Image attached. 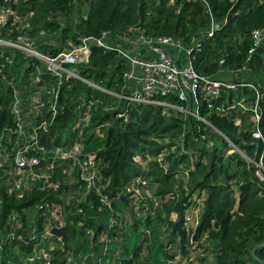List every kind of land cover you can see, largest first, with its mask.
<instances>
[{"label":"trees","instance_id":"16d2710c","mask_svg":"<svg viewBox=\"0 0 264 264\" xmlns=\"http://www.w3.org/2000/svg\"><path fill=\"white\" fill-rule=\"evenodd\" d=\"M78 1L0 0V9L10 10L26 25L25 29L14 28L9 32V20L6 25H0V38L15 42L17 35L26 33L34 52L54 57L70 45H76L81 38H96L106 30L126 42L141 32L146 37L174 36L189 45L196 35L209 29L211 20L217 28L211 37L201 38L199 50L192 58L197 74L211 75L218 70L220 59L229 69L239 66L250 43V32L264 28V0H83L84 14L74 15ZM41 63L37 57H26L18 50L0 48V133L4 138L9 135L11 142L15 138L9 132L15 125L9 112L12 90L18 88L19 95L26 98L34 91L31 88L23 93V86L28 83L38 82V86L47 89L57 83L46 68H41ZM76 70L79 76L105 90L120 91L122 68L116 63L113 52L92 46L88 63L77 66ZM60 83L72 84L68 90L64 85L61 87L58 105H64L63 113L57 110L48 131L39 136L41 143L48 150L65 149L78 143L80 160L93 156L99 177L97 190L111 200L115 211L123 212L129 203L120 201L118 204L113 199L136 179L154 186L153 198L159 200L156 209L159 214L154 218L169 229L171 245L168 251L157 248L155 253L161 252L159 262L155 254L141 261V244L135 241L128 264H163L176 256L185 258L192 244L201 251L200 257L195 258L199 264H205L208 259V264H262L264 182L256 180L252 164L219 137L217 146L208 147L209 128L191 117L182 119L172 110L159 106L124 104L73 79L62 77ZM231 94L222 92L213 106H218ZM41 96L45 105L36 120L48 119V96L45 93ZM89 100L101 103L92 105L89 121L77 136L70 130L79 113L74 109L81 101ZM166 100L175 102L173 96ZM259 113L258 130L263 143L233 126L230 117L216 115L214 109H208L204 103L198 110L199 116L221 131L237 151L249 157L255 152V160L261 156L264 165V98L259 103ZM134 157H138L140 163H135ZM61 168H54L53 173L60 175ZM62 188L66 189L61 186L58 191ZM44 195L46 200L53 199V194L37 188L19 199L0 188L1 259L16 261L30 252L32 244L14 240L3 243L10 230L7 216L13 211L22 214ZM195 199L200 200L197 224L186 234L184 216ZM97 205L94 198L93 206ZM147 205L152 207L151 201ZM160 214L162 219H158ZM149 216H145L146 223L150 221ZM87 223L95 230L101 229V225L96 226L91 219ZM64 232L66 240H73L78 234L71 227H66ZM258 244L262 246L256 248L252 256L250 251ZM71 250L75 257L90 251L83 241ZM121 250L124 255L128 253L126 247Z\"/></svg>","mask_w":264,"mask_h":264},{"label":"built area","instance_id":"2783aa9c","mask_svg":"<svg viewBox=\"0 0 264 264\" xmlns=\"http://www.w3.org/2000/svg\"><path fill=\"white\" fill-rule=\"evenodd\" d=\"M214 26L210 20L209 29L204 34L196 35L189 45L174 36L146 37L141 32H137L131 41L126 42L112 31L106 30L96 38H81L76 45H70L69 49L54 57L27 51L45 64L57 83L50 85L48 89L43 85L38 86V82L28 83L23 86V93L31 88L34 91L26 98L19 95L18 88L12 90L13 101L9 112L14 117L15 125L9 132L15 138L11 142L10 137L4 138L0 133V188L8 195L14 194L16 199L33 188L53 194V199L46 200L44 195L22 214L13 211L7 216L10 230L2 240L3 243L14 240L25 245L32 244V249L25 257L16 261L0 258V264H99L104 259H119L118 253L122 252L121 228L126 215L124 211H114L111 200L98 192L96 183L99 177L94 168V157L88 156L80 160L78 143L65 149L48 150L40 141L39 136L48 131L57 110H60V114L63 113L64 105H58L61 87L64 85L68 90L72 83H60L62 77L79 81L86 88L106 94L124 104L159 106L172 110L182 119L191 117L203 123L209 128L207 136L213 133L223 139L244 161L252 164L256 180L264 182L261 156L255 160V152L249 157L237 151L221 131L213 128L198 114L200 104L204 103L208 109H214L216 115L230 117L233 126L263 143L258 122L259 103L264 98V28L250 32V43L239 66L229 69L223 66L224 60L220 59L215 73L197 74L192 67L193 53L199 50V42L203 36H212ZM92 46L115 55L116 63L122 68V83L118 93L105 90L78 75L76 67L88 63ZM15 47L18 46L10 40L0 38V48ZM218 75H227V78ZM222 92L232 94L218 106H213ZM43 93L48 96V119L36 120V116H41L45 105L41 96ZM171 96L175 102L166 100ZM97 102L101 103L97 100L81 101L75 107L74 111L79 113L70 130L77 136H80L82 128L87 125L92 105ZM133 161L140 162L138 157H134ZM56 167H62L60 175L53 173ZM135 182L144 185L138 179ZM61 186L66 189L58 191ZM128 189L129 186L113 201L128 204ZM94 198L99 203L96 207L93 206ZM1 202L0 199V205ZM151 203L154 209L158 208V199L153 198ZM85 204L83 208L82 205ZM199 212L200 200L195 199V204L188 208L184 216L183 227L186 234L196 227ZM90 219L96 226L101 225V229L90 227L87 223ZM66 227H71L78 234L80 232V235L77 234L73 240H66ZM148 234L147 231L141 234L143 246ZM85 236L87 238L84 240ZM81 241L90 251L78 253L75 257L71 248ZM114 243L117 245L115 249L112 247ZM109 252H113V256H109ZM130 257L131 254L129 259ZM173 263L174 261L168 260L163 264Z\"/></svg>","mask_w":264,"mask_h":264},{"label":"rangeland","instance_id":"374dc122","mask_svg":"<svg viewBox=\"0 0 264 264\" xmlns=\"http://www.w3.org/2000/svg\"><path fill=\"white\" fill-rule=\"evenodd\" d=\"M83 0H79L74 6V15H82L83 14ZM10 23L7 27L8 31L10 32L12 29L22 30L26 28V25L22 22L18 15L14 14L10 10H2L0 9V25H6L8 21ZM20 32V31H18ZM21 33V32H20ZM23 33V32H22ZM119 38V37H118ZM15 45L18 47L12 48L18 50L21 54L25 55L26 57H36V55L30 54L27 51H33L34 47L32 43H30L27 34H23V36L17 35ZM26 50V51H24ZM14 51V50H13ZM41 68H46L44 63H41ZM221 78H227V75H218ZM35 81V79H34ZM9 135L7 136V138ZM219 138L214 135L213 133L208 134V143L207 146L210 147L212 145L219 144ZM140 163V162H138ZM140 182V181H139ZM153 192L154 186L150 184L146 185H139L135 181H133L129 185L128 189V205L125 208L124 212L126 215V220L123 223L121 228V232H123V245H126V249L128 250V254L124 255L121 251H119V259L116 258H108L104 259L99 264H128L127 261L129 260L130 250L134 242H140L143 249L140 251L139 259L141 261L147 260V258L152 257L154 254L156 260L159 262L161 260V252L155 253L157 248L163 249L168 251L170 248V232L166 226L159 222V220L155 219L154 217L159 214V212L154 209L153 207H148V203L153 199ZM115 211V210H114ZM150 215V221L147 223L145 222V216ZM174 219V215L171 216ZM158 219H162V215L160 214ZM102 220H104L102 218ZM101 221V220H100ZM143 231H147L149 234L146 244L143 246L141 242V234ZM87 236L84 237V240ZM197 245L192 244L188 256L185 258L176 256L173 264H199L198 260L195 258L200 257V249L196 248ZM113 254L110 253L109 256ZM207 254V253H206ZM113 256V255H112ZM208 257H206L207 259ZM170 261V260H169ZM209 259L206 260L205 264H208ZM202 264V263H201Z\"/></svg>","mask_w":264,"mask_h":264},{"label":"water","instance_id":"95a60500","mask_svg":"<svg viewBox=\"0 0 264 264\" xmlns=\"http://www.w3.org/2000/svg\"><path fill=\"white\" fill-rule=\"evenodd\" d=\"M214 28H217V26L215 25ZM261 246H262V244H258V245H256L255 247H253V248L251 249V251H250L251 255L253 256V252H254V250H255L256 248H258V247H261ZM260 263L264 264V261H261Z\"/></svg>","mask_w":264,"mask_h":264},{"label":"crops","instance_id":"0c3cea01","mask_svg":"<svg viewBox=\"0 0 264 264\" xmlns=\"http://www.w3.org/2000/svg\"><path fill=\"white\" fill-rule=\"evenodd\" d=\"M123 233V232H122ZM123 238H124V235H123ZM112 247H113V249H115L116 247H117V245L114 243L113 245H112ZM121 247H126V245H123V243H122V245H121ZM128 251V250H127ZM110 253V252H109ZM113 259V258H112Z\"/></svg>","mask_w":264,"mask_h":264}]
</instances>
